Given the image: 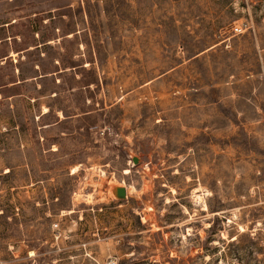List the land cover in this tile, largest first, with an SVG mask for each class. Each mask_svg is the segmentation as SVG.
<instances>
[{"label": "rangeland", "instance_id": "rangeland-1", "mask_svg": "<svg viewBox=\"0 0 264 264\" xmlns=\"http://www.w3.org/2000/svg\"><path fill=\"white\" fill-rule=\"evenodd\" d=\"M0 264H264V0H0Z\"/></svg>", "mask_w": 264, "mask_h": 264}, {"label": "water", "instance_id": "water-1", "mask_svg": "<svg viewBox=\"0 0 264 264\" xmlns=\"http://www.w3.org/2000/svg\"><path fill=\"white\" fill-rule=\"evenodd\" d=\"M133 162H134V164H137L138 160L134 159ZM113 193L116 196V198L119 200H126L127 199V190L124 187L115 188Z\"/></svg>", "mask_w": 264, "mask_h": 264}, {"label": "trees", "instance_id": "trees-1", "mask_svg": "<svg viewBox=\"0 0 264 264\" xmlns=\"http://www.w3.org/2000/svg\"><path fill=\"white\" fill-rule=\"evenodd\" d=\"M44 76L45 77H43V78H47V73H44ZM24 81H25V79H22V80L21 79L20 80L19 79H15V80H13L11 82H7V83L3 84L2 86L6 87V88H7L8 85H13V87L14 86H19V85H22Z\"/></svg>", "mask_w": 264, "mask_h": 264}, {"label": "built area", "instance_id": "built-area-1", "mask_svg": "<svg viewBox=\"0 0 264 264\" xmlns=\"http://www.w3.org/2000/svg\"><path fill=\"white\" fill-rule=\"evenodd\" d=\"M233 30H234L235 33H241V31H242V29L240 27H238V26L234 27Z\"/></svg>", "mask_w": 264, "mask_h": 264}]
</instances>
